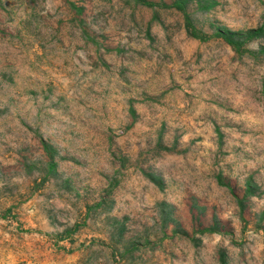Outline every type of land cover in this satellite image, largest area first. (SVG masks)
I'll return each instance as SVG.
<instances>
[{
    "label": "rangeland",
    "instance_id": "obj_1",
    "mask_svg": "<svg viewBox=\"0 0 264 264\" xmlns=\"http://www.w3.org/2000/svg\"><path fill=\"white\" fill-rule=\"evenodd\" d=\"M263 24L264 0H0V264H264Z\"/></svg>",
    "mask_w": 264,
    "mask_h": 264
},
{
    "label": "trees",
    "instance_id": "obj_2",
    "mask_svg": "<svg viewBox=\"0 0 264 264\" xmlns=\"http://www.w3.org/2000/svg\"><path fill=\"white\" fill-rule=\"evenodd\" d=\"M263 30H264V24L256 30L248 31V38H253L258 36L263 32ZM221 31H220V36L224 39V41H226V43H228L234 49L239 46V41H238L240 35L239 32L229 31V30H226L224 32L223 30Z\"/></svg>",
    "mask_w": 264,
    "mask_h": 264
}]
</instances>
